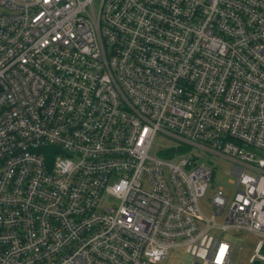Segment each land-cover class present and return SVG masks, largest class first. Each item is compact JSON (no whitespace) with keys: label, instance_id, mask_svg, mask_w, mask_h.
I'll return each mask as SVG.
<instances>
[{"label":"built area","instance_id":"1","mask_svg":"<svg viewBox=\"0 0 264 264\" xmlns=\"http://www.w3.org/2000/svg\"><path fill=\"white\" fill-rule=\"evenodd\" d=\"M195 150L233 164L210 218ZM228 231L264 262V0H0V264H233Z\"/></svg>","mask_w":264,"mask_h":264},{"label":"rangeland","instance_id":"2","mask_svg":"<svg viewBox=\"0 0 264 264\" xmlns=\"http://www.w3.org/2000/svg\"><path fill=\"white\" fill-rule=\"evenodd\" d=\"M154 146L157 149H170L172 147L179 146L178 142L166 137L163 133H158L153 141ZM190 154L188 150H183L181 157H187ZM193 154H197V163H203L212 170V177L210 180V187L205 196L199 200L200 210L205 218H210L213 209L209 203L212 193L217 188H223L226 195L231 198L235 190L233 187L234 177L231 175L232 162L226 158L217 156L212 153H205L195 150ZM179 157H176L174 161H177ZM225 213L222 216L216 217V223L218 225L223 224ZM212 234L220 236L217 231H212ZM224 238L228 240L233 246V252L231 259L233 264H251V258L255 254V249L259 237L247 233V232H234L228 231ZM191 259L185 254L183 248L173 249L169 255V258L164 264H190ZM264 264V262L260 263Z\"/></svg>","mask_w":264,"mask_h":264}]
</instances>
